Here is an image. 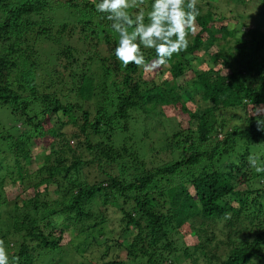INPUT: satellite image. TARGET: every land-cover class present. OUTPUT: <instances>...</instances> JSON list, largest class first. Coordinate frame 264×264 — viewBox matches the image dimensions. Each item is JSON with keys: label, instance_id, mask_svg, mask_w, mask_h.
<instances>
[{"label": "trees", "instance_id": "16d2710c", "mask_svg": "<svg viewBox=\"0 0 264 264\" xmlns=\"http://www.w3.org/2000/svg\"><path fill=\"white\" fill-rule=\"evenodd\" d=\"M197 7L187 51L148 72L115 59L118 34L93 0H0V240L10 258L264 264V173L248 163L264 167L252 116L264 105V0ZM168 121L181 127L171 136L159 131ZM186 226L191 247L174 237Z\"/></svg>", "mask_w": 264, "mask_h": 264}, {"label": "clouds", "instance_id": "9594fccd", "mask_svg": "<svg viewBox=\"0 0 264 264\" xmlns=\"http://www.w3.org/2000/svg\"><path fill=\"white\" fill-rule=\"evenodd\" d=\"M93 2L95 11L111 22L110 28L118 34L115 59L123 68L135 65L148 72L170 67L174 55L187 51L189 36L196 33L200 16L198 0H152L147 16L143 10L145 0ZM133 8L138 9L135 15L129 11ZM142 49L154 50L156 58L147 62ZM252 116L256 117L257 129L264 131V105L256 106ZM257 159L249 155L248 163L257 173H264ZM0 264H19V257H9L3 240H0ZM248 264H258L257 258H252Z\"/></svg>", "mask_w": 264, "mask_h": 264}, {"label": "rangeland", "instance_id": "374dc122", "mask_svg": "<svg viewBox=\"0 0 264 264\" xmlns=\"http://www.w3.org/2000/svg\"><path fill=\"white\" fill-rule=\"evenodd\" d=\"M218 0H216V2H217ZM255 21H256V19H255ZM232 27H234V26H232ZM237 27V26H236ZM236 27H234V28H236ZM238 28H239V33H240V35L242 36L243 35V37H245L246 36V34H245V30L243 29L242 30V27L239 25L238 26ZM198 63V62H197ZM202 63V61H200V63H198V64H201ZM166 71V70H165ZM168 78V74H167V72L162 76V79H167ZM66 95H69V94H66ZM0 110L2 111H0V116H4V114L8 111L7 109H5V108H0ZM8 113V112H7ZM151 122V121H150ZM5 124H7V125H9L10 124V119H6L5 120ZM152 125V127L151 128H149L150 130H152L151 132H152V136H153V138L154 139H157L156 138V134L153 132V124H151ZM181 129V127H180V125L178 124V122L177 121H168V122H165L164 123V125L163 126H159V131L160 132H163L164 131V133L165 132H167V134H169V136H171V135H173V134H175V133H177L179 130ZM160 135H162V134H159V136ZM40 149V148H39ZM39 151L40 150H38V153H39ZM41 152H43L42 150H41ZM43 154V153H42ZM148 157H151L152 156V154H148L147 155ZM88 159H90L91 160V155L90 156H88L87 157ZM42 163H41V160H39V161H37V162H35L34 164H32V165H29V166H27V168H28V170H30V171H32V172H34V171H36L39 167H40V165H41ZM8 170H10V169H8ZM90 170H92V172L93 173H95V174H97V173H99V167H98V165H97V163H93V164H91V167H90ZM5 191H6V199L9 201V203H10V201H12V200H14L15 199V197H17V192H16V186H15V184H13V183H10V181H8V183H7V185H6V188H5ZM188 229H187V226L181 231V232H178V234H176V235H174V233H173V235H174V237H175V239L176 240H178L177 241V243L178 244H180V242H185V244H186V246H189V247H191L192 245H194V241H195V237L193 236V235H187V233H188ZM72 240V237L70 236V235H67L65 238H64V245L66 244V245H68L69 243H70V241ZM67 247H70V246H67ZM183 248V247H182ZM223 249L221 250V252H224L226 249H225V246H223L222 247ZM70 252V251H69ZM95 256H93L92 254H90V253H88V252H86L85 254H84V257L86 256V257H88V259L91 261V260H95L96 258H97V254H94ZM82 257L83 256H81V255H76V254H74L73 252H71V253H69L68 254V257H67V259H66V261H67V263L68 264H74V263H76L77 261H82ZM178 260H179V258H178ZM190 261H186V263H183V264H188Z\"/></svg>", "mask_w": 264, "mask_h": 264}]
</instances>
